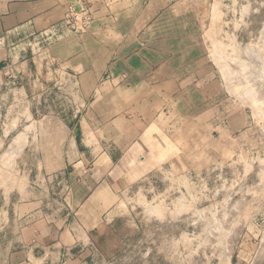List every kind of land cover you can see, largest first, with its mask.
<instances>
[{"label": "rangeland", "instance_id": "rangeland-1", "mask_svg": "<svg viewBox=\"0 0 264 264\" xmlns=\"http://www.w3.org/2000/svg\"><path fill=\"white\" fill-rule=\"evenodd\" d=\"M208 9L217 80L208 83L206 113L175 118L174 139L156 163L112 166L109 211L72 250V258L81 250L80 261L59 264H264V0H208ZM52 60L48 44L36 45L15 51L2 69L0 207L10 190L30 189L46 214L60 195L45 169L65 170L63 143L54 147L63 133H23L44 113L70 107L48 86L53 70L40 67ZM59 158L63 165L47 166ZM5 222L0 215V264H14L16 236Z\"/></svg>", "mask_w": 264, "mask_h": 264}, {"label": "crops", "instance_id": "crops-1", "mask_svg": "<svg viewBox=\"0 0 264 264\" xmlns=\"http://www.w3.org/2000/svg\"><path fill=\"white\" fill-rule=\"evenodd\" d=\"M76 1L0 0V85L15 51L48 44L55 60L40 67L55 74L48 83L54 99L71 102L64 113L45 111V120L23 125L24 134H64L54 145L63 143L64 165L59 158L47 166L65 170L45 169L60 187L46 214L30 189L8 192L0 215L2 228L16 236L14 264L80 261L81 250L73 258L72 250L90 239L111 207L112 166L156 163L158 150L174 139L175 120L205 114L208 83L216 85L208 0H87L93 18L81 33L64 20Z\"/></svg>", "mask_w": 264, "mask_h": 264}, {"label": "built area", "instance_id": "built-area-1", "mask_svg": "<svg viewBox=\"0 0 264 264\" xmlns=\"http://www.w3.org/2000/svg\"><path fill=\"white\" fill-rule=\"evenodd\" d=\"M93 18L92 6L87 0H77L67 7L65 21L72 31L81 33Z\"/></svg>", "mask_w": 264, "mask_h": 264}, {"label": "bare ground", "instance_id": "bare-ground-1", "mask_svg": "<svg viewBox=\"0 0 264 264\" xmlns=\"http://www.w3.org/2000/svg\"><path fill=\"white\" fill-rule=\"evenodd\" d=\"M7 156V155H6Z\"/></svg>", "mask_w": 264, "mask_h": 264}]
</instances>
